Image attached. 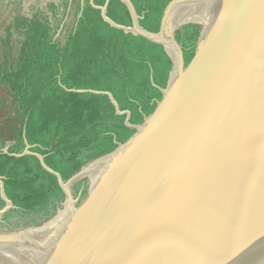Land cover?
<instances>
[{
    "label": "water",
    "instance_id": "95a60500",
    "mask_svg": "<svg viewBox=\"0 0 264 264\" xmlns=\"http://www.w3.org/2000/svg\"><path fill=\"white\" fill-rule=\"evenodd\" d=\"M122 1L132 26L111 20L107 5L103 16L164 46L173 61L165 98L145 125H133L131 112L121 111L110 94L138 132L66 182L39 155L58 176L66 201L71 185L90 170L100 190L49 242L0 243V264H264V0H173L158 32L140 24L131 0ZM185 23L207 32L193 69V99L165 125L161 149L115 182L105 168L149 134L174 103L185 67L174 39ZM0 186L6 201L1 217L14 204L1 177Z\"/></svg>",
    "mask_w": 264,
    "mask_h": 264
},
{
    "label": "trees",
    "instance_id": "16d2710c",
    "mask_svg": "<svg viewBox=\"0 0 264 264\" xmlns=\"http://www.w3.org/2000/svg\"><path fill=\"white\" fill-rule=\"evenodd\" d=\"M131 1L140 24L158 32L173 0ZM74 3L76 19L61 41L59 31ZM105 5L111 20L132 26L131 11L122 0H62L49 4L51 16L45 12L18 14L6 29L0 85L14 93L22 126L7 151L0 140V177L14 204L0 217V232L42 229L60 217L66 193L58 176L42 164L39 155L66 182L83 167L111 155L119 143L125 144L138 132L137 127L126 124L127 113L117 111L110 94L121 111L131 112L133 125H145L165 98L173 61L164 46L113 26L103 16ZM14 34L22 41L12 59ZM206 35V27L198 23L183 24L176 30L174 43L182 46L185 67L174 103L149 134L105 168L115 176V182L161 149L165 125L177 118L184 101H192L193 69L201 61ZM27 145L30 153L22 154ZM90 178L92 183L77 184L83 188L76 219L100 190L97 176L92 174ZM5 206L0 186V209ZM61 230L52 233L48 241Z\"/></svg>",
    "mask_w": 264,
    "mask_h": 264
},
{
    "label": "rangeland",
    "instance_id": "374dc122",
    "mask_svg": "<svg viewBox=\"0 0 264 264\" xmlns=\"http://www.w3.org/2000/svg\"><path fill=\"white\" fill-rule=\"evenodd\" d=\"M62 0H0V59L1 63L4 65L6 50L4 48V40L7 37L6 29L12 24L14 18L20 14L25 16H32L33 14L45 12V14L51 16L52 12L49 9L50 3H60ZM76 5L74 3L69 8V14L60 29L58 37L61 41L66 38V30L71 28L76 19ZM188 18L193 19L189 16ZM196 18V17H195ZM187 24V23H185ZM71 26V27H69ZM180 27V26H179ZM22 38L18 34H14L11 37V48H12V59L16 58L18 54V49L21 46ZM22 126V118L20 112V106L16 100L14 93L10 88L0 85V140L4 141V150L10 145L17 131L20 130ZM90 174H85L79 179H77L71 185V197L65 200L63 206L64 213L70 212L69 218L64 220L57 228L60 230L66 226L69 220L74 215V210L71 209L72 204L77 208L80 202V196L82 188H78L77 184L82 181V185L85 183H92L90 176L93 174V170L89 171ZM73 208V207H72ZM76 213V212H75ZM56 228V229H57ZM49 227L42 228L43 231H48ZM55 229V230H56ZM25 230H19L14 232H0V243L3 241L13 240L15 235L23 232ZM4 235H9L6 237ZM4 237V238H3ZM15 240V239H14Z\"/></svg>",
    "mask_w": 264,
    "mask_h": 264
},
{
    "label": "bare ground",
    "instance_id": "6f19581e",
    "mask_svg": "<svg viewBox=\"0 0 264 264\" xmlns=\"http://www.w3.org/2000/svg\"><path fill=\"white\" fill-rule=\"evenodd\" d=\"M203 16H204V13H202L200 16H198V18L201 19V18H203ZM93 174H95V171H93ZM72 207H73V204H72ZM72 207H71V209L75 211V209ZM75 212H74V215L72 216V218L75 217ZM69 215H70V212L64 213V212L60 211V217L57 220H55V222L53 224H51V226L49 227L50 229L48 231H43L42 229H37L38 231L37 230H28V231L21 232V233L15 235L14 239L24 241L25 244H26V242H31L32 240L36 241V242H42V240H46L47 242H49L48 241L49 236L58 229L57 226H59L64 220L69 218ZM47 226H49V225H46V227Z\"/></svg>",
    "mask_w": 264,
    "mask_h": 264
},
{
    "label": "flooded vegetation",
    "instance_id": "af4514ba",
    "mask_svg": "<svg viewBox=\"0 0 264 264\" xmlns=\"http://www.w3.org/2000/svg\"><path fill=\"white\" fill-rule=\"evenodd\" d=\"M4 87H6V86H4Z\"/></svg>",
    "mask_w": 264,
    "mask_h": 264
},
{
    "label": "crops",
    "instance_id": "0c3cea01",
    "mask_svg": "<svg viewBox=\"0 0 264 264\" xmlns=\"http://www.w3.org/2000/svg\"><path fill=\"white\" fill-rule=\"evenodd\" d=\"M8 148V147H7Z\"/></svg>",
    "mask_w": 264,
    "mask_h": 264
}]
</instances>
